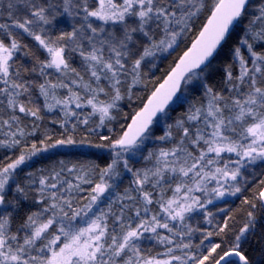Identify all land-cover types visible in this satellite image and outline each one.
Masks as SVG:
<instances>
[{
  "label": "snow or ice",
  "instance_id": "1",
  "mask_svg": "<svg viewBox=\"0 0 264 264\" xmlns=\"http://www.w3.org/2000/svg\"><path fill=\"white\" fill-rule=\"evenodd\" d=\"M0 264H264V0H0Z\"/></svg>",
  "mask_w": 264,
  "mask_h": 264
}]
</instances>
